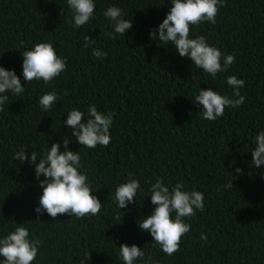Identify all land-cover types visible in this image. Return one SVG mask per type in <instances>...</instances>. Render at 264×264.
<instances>
[{"label": "trees", "instance_id": "16d2710c", "mask_svg": "<svg viewBox=\"0 0 264 264\" xmlns=\"http://www.w3.org/2000/svg\"><path fill=\"white\" fill-rule=\"evenodd\" d=\"M94 3L91 21L76 28L67 0H0V67L14 70L25 84L23 95L6 93L0 112V239L19 224L27 227L30 239L42 241L33 264H124L121 244L144 251L135 264H264V165H252L251 155L256 135L264 131V0H223L215 24L191 26L190 38L204 36L223 57H236L215 79L180 57L174 45L151 39L171 0ZM111 6L133 21L125 36L115 34L103 15ZM84 35L95 43L85 48ZM38 43H51L67 61L47 85L26 83L22 75L21 54ZM97 48L107 55L94 57ZM229 76L245 81L244 104L226 107L215 121L203 119L195 96L212 88L231 97ZM52 91L59 99L44 111L39 99ZM91 105L115 113L107 147L80 146L63 123L72 109L86 120ZM64 138L69 151L80 152L79 171L103 207L96 216L54 219L44 212L37 221L43 189L35 165L14 157L23 149L40 158L54 143L63 152ZM157 178L170 191L183 182L186 191L205 198L204 211L185 218L191 229L173 255L138 227L154 210L150 189ZM129 179L140 182L136 202L119 209L115 191ZM230 183L233 188H226Z\"/></svg>", "mask_w": 264, "mask_h": 264}, {"label": "clouds", "instance_id": "9594fccd", "mask_svg": "<svg viewBox=\"0 0 264 264\" xmlns=\"http://www.w3.org/2000/svg\"><path fill=\"white\" fill-rule=\"evenodd\" d=\"M69 8L73 12V21L76 28L88 24L94 16L96 4L94 0H67ZM172 7L158 29L151 32V39L158 36L161 42L174 45L180 57L190 58L193 64L209 74L213 79L218 73L225 72L235 62L234 55L222 56L219 49L210 46L204 36L190 38V28L204 22L216 23L219 8L223 6V0H171ZM103 15L111 22L114 33L125 36L132 28V20L124 19V12L116 6L108 7ZM113 35V39H115ZM84 47L88 48L95 40L84 35ZM22 75L26 83L33 80H42L46 85L60 76L66 70V58L57 55L51 43H38L31 50L22 54ZM92 55L97 59L107 54L100 49H93ZM223 58V65L221 60ZM227 84L232 89V96L221 95L212 88L199 90L195 96V104L200 107L203 119L215 121L224 115L226 107L238 108L245 102L240 89L245 81L235 76L227 77ZM25 85V84H24ZM20 77L14 70H6L0 67V112L8 102L11 93L16 96L23 95L25 87ZM59 99L55 91L45 93L39 99L42 110H50ZM115 113L99 112L95 105L88 108V118L85 113L72 109L67 113L64 125L73 129L71 136L88 149H94L97 145L107 147L111 142L110 128ZM69 139L64 138V151H60L59 143L52 144L45 155L21 149L15 154L19 162H28L35 165V178L39 181V187L43 189L39 198V207L35 209L37 221L39 215L46 212L50 217L58 215L76 216L83 218L86 215L96 216L100 213L103 204L92 195L88 177L82 174L80 152L68 150ZM255 147L251 151L252 165L260 168L264 165V131L259 132L254 140ZM37 160L39 163L37 164ZM236 174H242V170L236 168ZM231 174V173H230ZM232 175V174H231ZM45 177L40 180V177ZM233 188V183L225 186ZM140 189L138 179H129L121 184L115 191V200L119 209L127 208L128 204L135 203L137 192ZM151 203L154 210L150 216L138 223L139 229L147 231L159 244L161 250L167 255H173L180 249L182 237L191 229V224L185 222L197 211L203 212L205 208L203 193L192 190L186 191L183 182L177 183L171 188L166 186L162 179L157 178L151 185ZM29 229L19 224L14 231L5 238L0 239V264H33L38 255L42 243L39 239L29 238ZM201 239L207 242V236L201 235ZM120 257L124 264H135L136 260L143 261L144 251L132 245L121 244Z\"/></svg>", "mask_w": 264, "mask_h": 264}]
</instances>
